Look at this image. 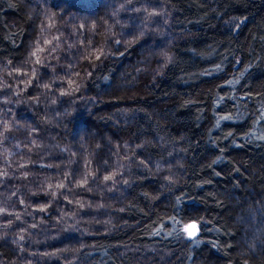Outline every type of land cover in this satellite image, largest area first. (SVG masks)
<instances>
[{
    "label": "trees",
    "instance_id": "16d2710c",
    "mask_svg": "<svg viewBox=\"0 0 264 264\" xmlns=\"http://www.w3.org/2000/svg\"><path fill=\"white\" fill-rule=\"evenodd\" d=\"M261 116L264 0H0V264H264Z\"/></svg>",
    "mask_w": 264,
    "mask_h": 264
},
{
    "label": "snow or ice",
    "instance_id": "6c2138e0",
    "mask_svg": "<svg viewBox=\"0 0 264 264\" xmlns=\"http://www.w3.org/2000/svg\"><path fill=\"white\" fill-rule=\"evenodd\" d=\"M236 27H239V24H237ZM33 55L35 56L36 53L34 52ZM97 59H99V57H97ZM36 63H38V64L40 63L38 58L36 60ZM69 83H71V81H69ZM61 94L63 95L65 93H61ZM222 119H228V117H223ZM261 119L264 120V116H261ZM229 135H232V133H229ZM261 138L264 139V137H261ZM104 179L109 180V179H111V177L105 176ZM60 187H63V185H60ZM53 195H55V193H53ZM43 210L44 209H41V211H43ZM182 230L191 238V237L196 236L197 231H198V226L196 224H187L183 227Z\"/></svg>",
    "mask_w": 264,
    "mask_h": 264
},
{
    "label": "rangeland",
    "instance_id": "374dc122",
    "mask_svg": "<svg viewBox=\"0 0 264 264\" xmlns=\"http://www.w3.org/2000/svg\"><path fill=\"white\" fill-rule=\"evenodd\" d=\"M197 234H198V231H197ZM197 234H196V236H197ZM196 236H195V237H196ZM187 237L190 238L188 235H187ZM191 238H194V237H191Z\"/></svg>",
    "mask_w": 264,
    "mask_h": 264
}]
</instances>
